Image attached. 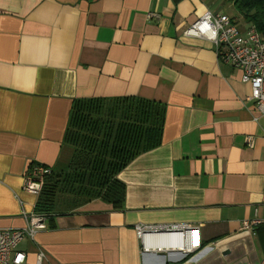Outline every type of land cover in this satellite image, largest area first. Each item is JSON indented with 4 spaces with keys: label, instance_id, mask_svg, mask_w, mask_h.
<instances>
[{
    "label": "crops",
    "instance_id": "obj_1",
    "mask_svg": "<svg viewBox=\"0 0 264 264\" xmlns=\"http://www.w3.org/2000/svg\"><path fill=\"white\" fill-rule=\"evenodd\" d=\"M206 12L253 26L231 0H0V229L36 213L27 170L66 168L75 100L136 98L162 113L159 145L116 176L120 203L48 215L17 247L25 264L38 249L46 264H264V114L214 44L185 36ZM172 225L196 228L198 247H146L136 233Z\"/></svg>",
    "mask_w": 264,
    "mask_h": 264
},
{
    "label": "trees",
    "instance_id": "obj_2",
    "mask_svg": "<svg viewBox=\"0 0 264 264\" xmlns=\"http://www.w3.org/2000/svg\"><path fill=\"white\" fill-rule=\"evenodd\" d=\"M231 2L245 22L264 35V0ZM161 124V108L154 102L136 98L75 100L65 133L72 156L65 169H52L46 178L36 213L71 211L93 199L120 203L118 172L137 154L159 145ZM260 230L264 224L257 226L258 236Z\"/></svg>",
    "mask_w": 264,
    "mask_h": 264
},
{
    "label": "built area",
    "instance_id": "obj_3",
    "mask_svg": "<svg viewBox=\"0 0 264 264\" xmlns=\"http://www.w3.org/2000/svg\"><path fill=\"white\" fill-rule=\"evenodd\" d=\"M158 17L148 14V18ZM185 36L205 39L214 44L223 63L241 72L240 81L250 87L249 100L255 103V108L264 114V35L251 26L242 33L233 19L225 14L206 12L185 31ZM52 173L46 166L31 167L24 175L23 189L39 196L45 180ZM26 226L20 229H0V264H25L26 253L17 247L24 240H33L35 235L47 227L48 215L32 212L23 213ZM244 229L250 224L243 223ZM166 231L167 234H179L182 241L190 240L198 247L196 228L189 225L172 226H137L136 233L143 238L146 232ZM34 264H46L42 250L36 252Z\"/></svg>",
    "mask_w": 264,
    "mask_h": 264
},
{
    "label": "bare ground",
    "instance_id": "obj_4",
    "mask_svg": "<svg viewBox=\"0 0 264 264\" xmlns=\"http://www.w3.org/2000/svg\"><path fill=\"white\" fill-rule=\"evenodd\" d=\"M145 246H153L155 248H186V245L189 243L194 248L196 243H191L190 240L182 241L179 234H161V235H145ZM148 240V241H147ZM187 243V244H186ZM191 246L187 248L190 249Z\"/></svg>",
    "mask_w": 264,
    "mask_h": 264
},
{
    "label": "water",
    "instance_id": "obj_5",
    "mask_svg": "<svg viewBox=\"0 0 264 264\" xmlns=\"http://www.w3.org/2000/svg\"><path fill=\"white\" fill-rule=\"evenodd\" d=\"M161 234H167L166 231H157V232H146L144 235H161ZM191 251L188 252H184V256H186L188 253H190Z\"/></svg>",
    "mask_w": 264,
    "mask_h": 264
},
{
    "label": "rangeland",
    "instance_id": "obj_6",
    "mask_svg": "<svg viewBox=\"0 0 264 264\" xmlns=\"http://www.w3.org/2000/svg\"><path fill=\"white\" fill-rule=\"evenodd\" d=\"M59 186H60V185H58L57 188H58ZM74 193L76 194L77 192H74Z\"/></svg>",
    "mask_w": 264,
    "mask_h": 264
}]
</instances>
